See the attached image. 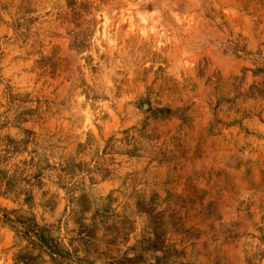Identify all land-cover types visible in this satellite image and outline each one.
Segmentation results:
<instances>
[{"label": "rangeland", "instance_id": "374dc122", "mask_svg": "<svg viewBox=\"0 0 264 264\" xmlns=\"http://www.w3.org/2000/svg\"><path fill=\"white\" fill-rule=\"evenodd\" d=\"M0 264H264V0H0Z\"/></svg>", "mask_w": 264, "mask_h": 264}]
</instances>
